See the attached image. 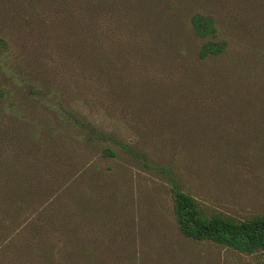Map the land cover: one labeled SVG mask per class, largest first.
Masks as SVG:
<instances>
[{
    "label": "rangeland",
    "instance_id": "1",
    "mask_svg": "<svg viewBox=\"0 0 264 264\" xmlns=\"http://www.w3.org/2000/svg\"><path fill=\"white\" fill-rule=\"evenodd\" d=\"M0 38V264H264L181 234L156 169L207 215H264V0H0Z\"/></svg>",
    "mask_w": 264,
    "mask_h": 264
},
{
    "label": "trees",
    "instance_id": "2",
    "mask_svg": "<svg viewBox=\"0 0 264 264\" xmlns=\"http://www.w3.org/2000/svg\"><path fill=\"white\" fill-rule=\"evenodd\" d=\"M190 25L198 37H206L213 34V19L199 13H192L189 17ZM0 45L6 46L5 40L0 38ZM224 49V44L219 41L205 40L197 51L200 60L210 55H218ZM0 96L8 98L7 93L0 90ZM71 122L80 130L87 133L88 141L111 142L118 145L126 153L140 158L145 166V157L125 142H122L111 133L99 129L95 124L86 121L79 113L67 111ZM103 153L114 156L115 152L105 146ZM157 170L164 172L170 181L172 213L176 226L181 234L194 241H210L217 245L224 246L237 252L251 254L264 252V215H254L245 219H235L220 213L205 214L198 206L195 198L178 188L175 181L168 172L157 167ZM2 186V185H1ZM6 192L0 190V207L5 206ZM63 232L67 225L64 226ZM66 242L67 255L74 254V241L67 231L63 235ZM46 253V252H45Z\"/></svg>",
    "mask_w": 264,
    "mask_h": 264
}]
</instances>
